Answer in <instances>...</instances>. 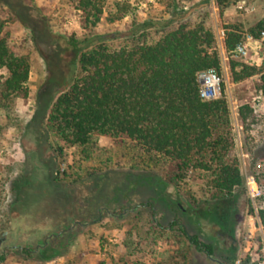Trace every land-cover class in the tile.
I'll use <instances>...</instances> for the list:
<instances>
[{
	"label": "rangeland",
	"instance_id": "obj_1",
	"mask_svg": "<svg viewBox=\"0 0 264 264\" xmlns=\"http://www.w3.org/2000/svg\"><path fill=\"white\" fill-rule=\"evenodd\" d=\"M10 1L29 17L33 29L48 27L66 49L71 38H113L111 42L119 45L147 22L160 26L150 29L158 39L180 22L204 21L222 57L221 95L224 92L230 107L232 156L240 162L245 186L236 191L229 225L224 226L212 209L208 174L190 172L178 188L167 186L155 171L136 168L141 151L127 139L95 137L87 157L82 149L43 138L37 125L29 129L38 94L66 92L76 68L69 51L64 60L41 39L35 41L0 1V20L12 50L27 57L31 66L27 98L5 100L0 92V239L5 238L0 264H264V94L257 77L231 83L222 46L224 27L247 30L256 24L264 16V0H239L222 20L213 0H106L102 21L94 30L84 29L83 14L71 0ZM124 6L128 17L109 22L108 16ZM51 51L49 69L46 55ZM234 59L260 66L261 43H247V55ZM5 78L2 71L0 85ZM242 105L253 110L245 125L239 120ZM56 167L60 175L53 183ZM165 193L184 209L179 219L189 234L214 244L213 257L198 253L168 229L176 214ZM152 198L157 199L155 217L146 206Z\"/></svg>",
	"mask_w": 264,
	"mask_h": 264
},
{
	"label": "trees",
	"instance_id": "obj_2",
	"mask_svg": "<svg viewBox=\"0 0 264 264\" xmlns=\"http://www.w3.org/2000/svg\"><path fill=\"white\" fill-rule=\"evenodd\" d=\"M0 1L35 35V41L41 39L43 46H49L63 59L69 51L72 55L69 61L76 68L66 92L38 94L29 129L37 125L43 138L48 141L54 138L65 147L82 149L87 157H90L88 149L94 147L95 137L114 141L127 139L141 151L136 168L147 173L155 171L159 181L167 186L178 188L190 172L208 174L214 202L212 209L219 223L228 224L235 193L245 186V179L239 160L232 156L235 141L224 92L213 101H203L200 97L199 74L215 70L222 75L217 40L204 21L180 22L171 31L162 32L158 39L150 29L160 26L147 22L140 26V33L119 45L111 42L113 38L94 37L82 42L71 38L66 49L48 27L36 31L29 25V17L26 20L10 0ZM71 1L83 14L84 29H96L102 21L106 0ZM213 1L222 20L225 11L239 0ZM128 14V7H119L108 20L119 22ZM224 30L222 46L231 83L239 84L257 77L258 90L264 94V18L247 30L240 25H226ZM46 36L48 40L44 39ZM247 36L261 43L260 66L234 59L236 47L244 43ZM51 54L52 51L46 55L49 69ZM2 71L6 72L0 85L3 99L27 98L29 59L12 50L5 23L0 20V73ZM251 116L253 110L249 105L239 108L242 125ZM59 175L58 168H54L51 181L58 182ZM164 197L176 214L168 229L178 233L198 253L213 257L214 244L189 234L179 219L184 212L181 204L168 193ZM156 201L152 198L146 204L153 217L157 214ZM154 220L157 222L156 218ZM156 225L162 227L160 223ZM23 254L31 256L26 250Z\"/></svg>",
	"mask_w": 264,
	"mask_h": 264
},
{
	"label": "built area",
	"instance_id": "obj_3",
	"mask_svg": "<svg viewBox=\"0 0 264 264\" xmlns=\"http://www.w3.org/2000/svg\"><path fill=\"white\" fill-rule=\"evenodd\" d=\"M264 38V34L262 35ZM247 43H257L247 36L245 42L236 47L237 56L247 55ZM200 97L203 101H213L221 96L222 80L215 70L205 71L199 74Z\"/></svg>",
	"mask_w": 264,
	"mask_h": 264
},
{
	"label": "water",
	"instance_id": "obj_4",
	"mask_svg": "<svg viewBox=\"0 0 264 264\" xmlns=\"http://www.w3.org/2000/svg\"><path fill=\"white\" fill-rule=\"evenodd\" d=\"M4 236H5V234H4ZM4 240H5L4 237L0 239V246H1V244L4 242Z\"/></svg>",
	"mask_w": 264,
	"mask_h": 264
},
{
	"label": "crops",
	"instance_id": "obj_5",
	"mask_svg": "<svg viewBox=\"0 0 264 264\" xmlns=\"http://www.w3.org/2000/svg\"><path fill=\"white\" fill-rule=\"evenodd\" d=\"M262 18H264V16H263ZM262 18H261V19H262ZM144 24H145V23H144Z\"/></svg>",
	"mask_w": 264,
	"mask_h": 264
}]
</instances>
